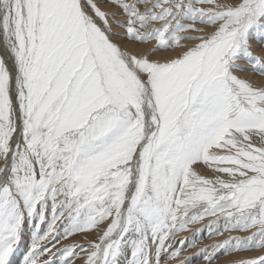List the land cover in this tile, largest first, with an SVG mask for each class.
<instances>
[{"label":"snow or ice","instance_id":"snow-or-ice-1","mask_svg":"<svg viewBox=\"0 0 264 264\" xmlns=\"http://www.w3.org/2000/svg\"><path fill=\"white\" fill-rule=\"evenodd\" d=\"M241 71L264 76V0H0V264H185L206 217L249 234L204 264H264V82Z\"/></svg>","mask_w":264,"mask_h":264},{"label":"rangeland","instance_id":"rangeland-1","mask_svg":"<svg viewBox=\"0 0 264 264\" xmlns=\"http://www.w3.org/2000/svg\"><path fill=\"white\" fill-rule=\"evenodd\" d=\"M101 6L103 8L109 7L107 4H104ZM115 39H117L121 42L122 47H128V48L132 49L130 47L129 43H134V42L127 41V40H121L120 37H116ZM136 45L141 46L140 44H136ZM253 45H254V48H253L254 53L259 54V52L261 51V45L255 41H253ZM149 46H150V44H144V48H147ZM165 52H170V51L159 52L156 54V56L160 57V56H162L160 54L161 53L165 54ZM173 55H175V53ZM238 75H240L241 77L249 78L252 81H254V83L264 82V78H263L264 76H261L259 73H256L253 71H241L238 73ZM205 174L206 175H212V173L210 171L206 172ZM208 219H211V217H206L203 221H201L202 223L200 222L197 224L190 225L189 226L190 231L188 230V231L177 233V238H179V237H192L193 239L188 241V243H194L195 244V247H187V246L184 247V249L181 253V259H184L185 257H191L190 259L186 260L185 264H204L203 260L197 256V252H198V249L204 247L205 245H211L214 242L221 241L228 236L245 237L249 234L248 232L231 231V232H224L223 235L209 236L207 234V229L203 228V226L207 224ZM101 227H103V225ZM199 228H203V231L200 233L199 237H194L195 230L199 229ZM96 236H97L96 232L74 234L73 236H71L67 239L61 240L60 244L61 245H69V244H73V243L84 244L87 241L93 240ZM59 246L60 245H57V247H59ZM258 251H261V250L253 249L251 251H235V252H227V253H224L222 251L213 260V264H230L231 261L238 260L242 257L243 258L251 257V256L255 255L256 252H258ZM121 260L123 261V257L121 258ZM74 264H83V261H82V259L78 258L74 261ZM171 264H179V261H172Z\"/></svg>","mask_w":264,"mask_h":264},{"label":"bare ground","instance_id":"bare-ground-1","mask_svg":"<svg viewBox=\"0 0 264 264\" xmlns=\"http://www.w3.org/2000/svg\"><path fill=\"white\" fill-rule=\"evenodd\" d=\"M129 45H130V47L133 49V50H137V51H139V50H142V49H144V45H141V46H138V45H136V44H134V43H129ZM146 46V45H145ZM174 54V52H172V51H170V52H165V54H160V55H162V56H160V58H166V57H169V56H172ZM264 78V77H263ZM254 82V81H253ZM257 82V81H256ZM202 223V222H201ZM190 231V230H189ZM192 233V232H191ZM25 239H27V237H25ZM227 257V256H226ZM225 257V258H226ZM227 259V258H226ZM230 260V259H229ZM228 260V261H229Z\"/></svg>","mask_w":264,"mask_h":264}]
</instances>
